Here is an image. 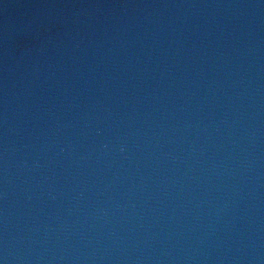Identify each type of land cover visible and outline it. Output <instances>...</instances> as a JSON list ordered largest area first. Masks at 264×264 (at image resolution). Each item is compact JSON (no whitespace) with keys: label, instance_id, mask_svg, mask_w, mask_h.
I'll return each instance as SVG.
<instances>
[{"label":"water","instance_id":"obj_1","mask_svg":"<svg viewBox=\"0 0 264 264\" xmlns=\"http://www.w3.org/2000/svg\"><path fill=\"white\" fill-rule=\"evenodd\" d=\"M0 264H264V0H0Z\"/></svg>","mask_w":264,"mask_h":264}]
</instances>
